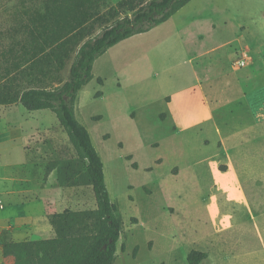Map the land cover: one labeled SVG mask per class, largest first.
<instances>
[{
    "label": "rangeland",
    "instance_id": "rangeland-1",
    "mask_svg": "<svg viewBox=\"0 0 264 264\" xmlns=\"http://www.w3.org/2000/svg\"><path fill=\"white\" fill-rule=\"evenodd\" d=\"M25 6L0 0V52L21 37ZM245 51L252 57L237 67ZM74 56L51 86L68 81ZM93 75L75 114L123 219L115 264H189L192 251L207 254L200 264H264V0H192L109 49ZM58 122L51 111L0 105V246L4 235L51 239L50 216L97 208L89 183L57 179L59 163L75 158Z\"/></svg>",
    "mask_w": 264,
    "mask_h": 264
},
{
    "label": "trees",
    "instance_id": "trees-1",
    "mask_svg": "<svg viewBox=\"0 0 264 264\" xmlns=\"http://www.w3.org/2000/svg\"><path fill=\"white\" fill-rule=\"evenodd\" d=\"M191 1L123 0L108 8L106 0H31V6L23 7L14 29L21 37L0 52V105L56 115L75 151L74 159L59 163L57 179L69 187L89 183L97 208L50 216L55 231L51 239L17 242L4 235V258L14 264H115L123 219L112 202L102 158L76 117L77 96L93 80L99 57L166 23ZM97 29L101 31L94 36ZM73 56L68 81L51 86L61 84L60 72ZM206 258L207 254L192 251L187 259L200 264Z\"/></svg>",
    "mask_w": 264,
    "mask_h": 264
},
{
    "label": "crops",
    "instance_id": "crops-1",
    "mask_svg": "<svg viewBox=\"0 0 264 264\" xmlns=\"http://www.w3.org/2000/svg\"><path fill=\"white\" fill-rule=\"evenodd\" d=\"M194 61H196V59L194 60ZM194 61H193V63H194ZM194 68H196V67H194ZM209 80L207 79V78H201L200 76H198V78H196V86H198V87H202L203 86V84L204 83H207ZM204 87V86H203ZM203 104H204V107L209 111V112H211V113H209L210 114V116H212L211 117V121H213V120H215V116H214V113H213V111H212V107H211V105H210V103H209V101H208V98L206 97L203 101ZM194 105L196 106V108L198 109V110H200L199 112L200 113H204L205 112V110L203 109V107H202V104L199 102V101H197V102H195L194 103ZM42 111H49V110H42ZM258 114V113H257ZM201 115V114H200ZM198 116L197 118L199 119L198 121H202V119H201V116ZM262 119H264V116L262 115V114H258ZM258 119H260V118H258ZM261 120V119H260ZM59 123V122H58ZM59 125H60V123H59ZM5 193V191L3 192V194ZM2 194V195H3ZM1 196V195H0ZM2 217H4V216H0V218H2ZM2 231H3V228H0V234L2 233ZM17 231V230H16ZM1 236V235H0ZM16 236V235H15ZM17 239V238H16ZM14 241H17L18 242V240H14ZM7 261H8V264H14V261L12 260V259H6V258H4V256H3V250H2V246H0V264H6L7 263Z\"/></svg>",
    "mask_w": 264,
    "mask_h": 264
},
{
    "label": "built area",
    "instance_id": "built-area-1",
    "mask_svg": "<svg viewBox=\"0 0 264 264\" xmlns=\"http://www.w3.org/2000/svg\"><path fill=\"white\" fill-rule=\"evenodd\" d=\"M251 57L252 56L249 52H246V51L243 52L241 59L236 62V66L241 67V68L246 67L247 64L249 63Z\"/></svg>",
    "mask_w": 264,
    "mask_h": 264
}]
</instances>
